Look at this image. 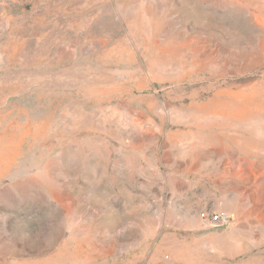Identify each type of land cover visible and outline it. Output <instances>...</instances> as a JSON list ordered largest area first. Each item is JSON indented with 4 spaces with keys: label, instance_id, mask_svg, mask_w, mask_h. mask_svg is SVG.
Listing matches in <instances>:
<instances>
[{
    "label": "rangeland",
    "instance_id": "374dc122",
    "mask_svg": "<svg viewBox=\"0 0 264 264\" xmlns=\"http://www.w3.org/2000/svg\"><path fill=\"white\" fill-rule=\"evenodd\" d=\"M0 264H264V0H0Z\"/></svg>",
    "mask_w": 264,
    "mask_h": 264
},
{
    "label": "built area",
    "instance_id": "2783aa9c",
    "mask_svg": "<svg viewBox=\"0 0 264 264\" xmlns=\"http://www.w3.org/2000/svg\"><path fill=\"white\" fill-rule=\"evenodd\" d=\"M228 221V216L226 214H211L209 217V222L211 224H226Z\"/></svg>",
    "mask_w": 264,
    "mask_h": 264
}]
</instances>
